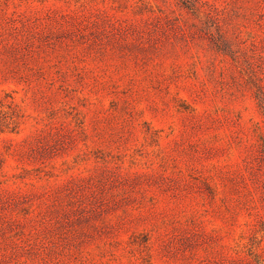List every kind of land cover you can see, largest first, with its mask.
<instances>
[{"label": "rangeland", "instance_id": "1", "mask_svg": "<svg viewBox=\"0 0 264 264\" xmlns=\"http://www.w3.org/2000/svg\"><path fill=\"white\" fill-rule=\"evenodd\" d=\"M0 0V264H264V0Z\"/></svg>", "mask_w": 264, "mask_h": 264}, {"label": "trees", "instance_id": "2", "mask_svg": "<svg viewBox=\"0 0 264 264\" xmlns=\"http://www.w3.org/2000/svg\"><path fill=\"white\" fill-rule=\"evenodd\" d=\"M184 9L189 11L195 16H198L202 4L208 3L207 0H180Z\"/></svg>", "mask_w": 264, "mask_h": 264}]
</instances>
